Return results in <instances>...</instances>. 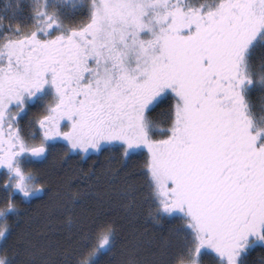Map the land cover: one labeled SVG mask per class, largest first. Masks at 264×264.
<instances>
[{
	"label": "snow or ice",
	"instance_id": "6c2138e0",
	"mask_svg": "<svg viewBox=\"0 0 264 264\" xmlns=\"http://www.w3.org/2000/svg\"><path fill=\"white\" fill-rule=\"evenodd\" d=\"M29 9L0 16V264H264V0ZM106 151L116 200L166 232L125 235L113 200L74 218L70 191L49 214L64 224L21 220L50 190L29 166Z\"/></svg>",
	"mask_w": 264,
	"mask_h": 264
},
{
	"label": "trees",
	"instance_id": "16d2710c",
	"mask_svg": "<svg viewBox=\"0 0 264 264\" xmlns=\"http://www.w3.org/2000/svg\"><path fill=\"white\" fill-rule=\"evenodd\" d=\"M7 3L0 4V16L5 17V24L9 21L12 23L23 22L30 23V2H19L13 5ZM19 5V8L15 6ZM253 100L258 103L257 95L253 94ZM119 155L113 152H104L103 154L82 153L80 156L73 155L71 159L64 162L62 154L60 156L50 158L46 165H32L30 172L37 177L38 180H44L50 189L42 198H34L32 203L19 204L21 211V220L27 219L29 216L33 219V228L38 232L47 231L45 225L50 219L53 226L64 224L67 214H54L49 216L52 210L64 199L67 198L68 192L78 194L76 213H89L101 199L114 201L115 212L113 217L121 226L125 235L133 232H143L148 230L149 234L157 232H166L170 225H164L163 228L154 225L148 217L147 206L140 207L131 200H116L113 192V185L109 184L106 177V169L109 167V161L119 159ZM138 185L139 177H131L127 181L123 174L117 178L116 187L120 188L125 183ZM66 228V225H65ZM109 257H101L102 264ZM253 264L262 263V255H252Z\"/></svg>",
	"mask_w": 264,
	"mask_h": 264
},
{
	"label": "flooded vegetation",
	"instance_id": "af4514ba",
	"mask_svg": "<svg viewBox=\"0 0 264 264\" xmlns=\"http://www.w3.org/2000/svg\"><path fill=\"white\" fill-rule=\"evenodd\" d=\"M27 171H30V166L27 168ZM0 179H2V177H0ZM0 191H2V190H0ZM34 199V198H33ZM33 202V200L31 201V202H28V201H21L20 203H22V204H29V203H32ZM19 203V204H20ZM257 255V254H260V250L259 249H256L255 251H253L249 256H248V261H249V264H253V262H252V259H251V257H252V255ZM262 264V263H261Z\"/></svg>",
	"mask_w": 264,
	"mask_h": 264
},
{
	"label": "rangeland",
	"instance_id": "374dc122",
	"mask_svg": "<svg viewBox=\"0 0 264 264\" xmlns=\"http://www.w3.org/2000/svg\"><path fill=\"white\" fill-rule=\"evenodd\" d=\"M24 1L31 3V0H0V4L7 3L8 5H11V4L13 5L14 3L17 4L19 2H24ZM68 2H69V5H71L73 2H76V0H68Z\"/></svg>",
	"mask_w": 264,
	"mask_h": 264
}]
</instances>
